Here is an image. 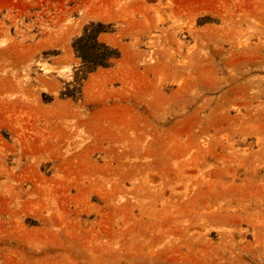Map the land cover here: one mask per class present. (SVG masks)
I'll return each mask as SVG.
<instances>
[{
	"label": "rangeland",
	"instance_id": "1",
	"mask_svg": "<svg viewBox=\"0 0 264 264\" xmlns=\"http://www.w3.org/2000/svg\"><path fill=\"white\" fill-rule=\"evenodd\" d=\"M0 264H264V0H0Z\"/></svg>",
	"mask_w": 264,
	"mask_h": 264
},
{
	"label": "trees",
	"instance_id": "2",
	"mask_svg": "<svg viewBox=\"0 0 264 264\" xmlns=\"http://www.w3.org/2000/svg\"><path fill=\"white\" fill-rule=\"evenodd\" d=\"M100 57H98V62H102L103 59H106L107 56L105 55H102V54H99Z\"/></svg>",
	"mask_w": 264,
	"mask_h": 264
},
{
	"label": "bare ground",
	"instance_id": "3",
	"mask_svg": "<svg viewBox=\"0 0 264 264\" xmlns=\"http://www.w3.org/2000/svg\"><path fill=\"white\" fill-rule=\"evenodd\" d=\"M69 11H70V9H69Z\"/></svg>",
	"mask_w": 264,
	"mask_h": 264
}]
</instances>
